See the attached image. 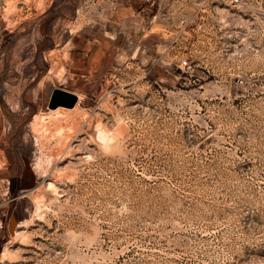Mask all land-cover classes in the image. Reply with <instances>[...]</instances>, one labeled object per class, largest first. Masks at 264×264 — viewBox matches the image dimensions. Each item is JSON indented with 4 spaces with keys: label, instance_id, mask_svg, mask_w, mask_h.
<instances>
[{
    "label": "rangeland",
    "instance_id": "1",
    "mask_svg": "<svg viewBox=\"0 0 264 264\" xmlns=\"http://www.w3.org/2000/svg\"><path fill=\"white\" fill-rule=\"evenodd\" d=\"M0 264H264V0H0Z\"/></svg>",
    "mask_w": 264,
    "mask_h": 264
},
{
    "label": "water",
    "instance_id": "2",
    "mask_svg": "<svg viewBox=\"0 0 264 264\" xmlns=\"http://www.w3.org/2000/svg\"><path fill=\"white\" fill-rule=\"evenodd\" d=\"M78 100V96L69 91L56 88L53 91L51 100L49 103L50 108H56L58 106L73 107Z\"/></svg>",
    "mask_w": 264,
    "mask_h": 264
},
{
    "label": "built area",
    "instance_id": "3",
    "mask_svg": "<svg viewBox=\"0 0 264 264\" xmlns=\"http://www.w3.org/2000/svg\"><path fill=\"white\" fill-rule=\"evenodd\" d=\"M146 6H153L156 3V0H141ZM157 15H153L152 18L155 19ZM182 22H184L182 20ZM183 64H187V60L182 61Z\"/></svg>",
    "mask_w": 264,
    "mask_h": 264
},
{
    "label": "bare ground",
    "instance_id": "4",
    "mask_svg": "<svg viewBox=\"0 0 264 264\" xmlns=\"http://www.w3.org/2000/svg\"><path fill=\"white\" fill-rule=\"evenodd\" d=\"M51 114H52V112H51ZM69 114V113H68ZM52 116V115H51ZM51 116H50V118H51ZM54 116V115H53ZM55 116H57V115H55ZM37 119V118H36ZM38 123V122H37ZM36 123V124H37ZM32 127H36V126H33L32 125ZM37 128H38V126H37ZM39 131H40V129H39ZM98 136L101 138V139H105V138H107V136H108V134H107V132L104 130V129H99L98 130ZM52 140V139H51ZM61 140V139H60ZM51 184V183H50Z\"/></svg>",
    "mask_w": 264,
    "mask_h": 264
},
{
    "label": "crops",
    "instance_id": "5",
    "mask_svg": "<svg viewBox=\"0 0 264 264\" xmlns=\"http://www.w3.org/2000/svg\"><path fill=\"white\" fill-rule=\"evenodd\" d=\"M101 50H102V49H98V50H96V53H97V52H100Z\"/></svg>",
    "mask_w": 264,
    "mask_h": 264
}]
</instances>
